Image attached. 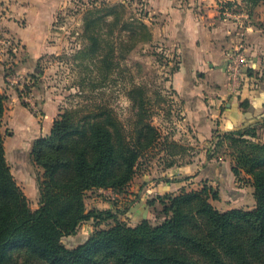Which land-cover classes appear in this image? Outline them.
Segmentation results:
<instances>
[{
  "label": "trees",
  "instance_id": "trees-1",
  "mask_svg": "<svg viewBox=\"0 0 264 264\" xmlns=\"http://www.w3.org/2000/svg\"><path fill=\"white\" fill-rule=\"evenodd\" d=\"M263 3L220 0L219 10L251 13ZM111 7L117 18L116 6ZM106 13L87 17L86 30L98 20L108 22ZM132 18L124 28L135 34L145 30L150 40L147 24ZM92 38L97 43L98 37ZM19 64L5 67L6 76ZM31 75L32 85H24L28 91L38 73ZM129 96V117L109 102L79 103L59 113L51 132L34 141L32 156L43 171L39 206L33 209L6 156L2 121L8 96L0 91V264H264V138L253 128L215 131L208 147L213 155L229 145L234 173L249 175L254 186L253 208H218L212 202L218 192L205 183L149 199L150 205H161L155 222L144 217L131 224L124 218L133 201L130 183L149 153L179 149L153 122V98L146 87L135 85ZM101 189L113 190L115 199L102 198ZM89 190L110 205L88 208ZM86 221L93 225L86 239L67 246L63 238Z\"/></svg>",
  "mask_w": 264,
  "mask_h": 264
},
{
  "label": "crops",
  "instance_id": "crops-1",
  "mask_svg": "<svg viewBox=\"0 0 264 264\" xmlns=\"http://www.w3.org/2000/svg\"><path fill=\"white\" fill-rule=\"evenodd\" d=\"M71 1L0 0V29L19 39L27 54L18 74L27 77L37 73L41 55L57 50L52 41L54 23L59 11ZM219 1L137 0L144 11L141 18L151 32L150 44H161L169 54L179 57V66L167 82L179 103V121L163 132L179 149L151 151L134 176L129 186L133 201L128 218L124 217L134 224L144 217L156 221L149 199L165 192L200 188L205 183L218 192L217 199L225 197L227 206L220 209L256 205L249 175L239 177L233 171L229 145L225 143L211 155L208 144L219 130L253 128L264 136V3L251 13H221ZM239 44L246 48L250 80L242 93L235 95L229 89L226 51ZM0 91L8 96L2 121L3 131L10 128L5 134L6 156L18 179L16 169L23 164L24 151L29 146L33 149L36 139L51 132L60 106L43 96L38 100L43 114L37 116L8 84L1 61ZM93 199L92 207L110 205L97 196ZM88 227L89 233L93 225Z\"/></svg>",
  "mask_w": 264,
  "mask_h": 264
},
{
  "label": "rangeland",
  "instance_id": "rangeland-1",
  "mask_svg": "<svg viewBox=\"0 0 264 264\" xmlns=\"http://www.w3.org/2000/svg\"><path fill=\"white\" fill-rule=\"evenodd\" d=\"M103 1L108 4L104 5ZM113 5L116 6L117 18L111 7ZM99 8V12H107L105 17L108 22L98 20L89 27L90 30H86V18L97 16ZM143 12L142 5L137 0H72L59 11L54 23L52 41L57 45V50L39 58L38 77L30 91L33 92L32 100L37 105V110L33 109L31 101L23 99L21 93L28 92L24 85L20 87L9 81L8 84L39 117L43 114V109L38 100L43 96L58 103L60 113L77 107L79 103L109 102L118 113L129 117L133 112L129 92L135 85H141L146 87L147 94L153 98V106L149 111L153 122L162 132L170 131L172 125H177L179 121V103L167 82L173 72L172 65L175 62L179 64L180 61L176 54H169L161 48V44H150L151 39H148L145 30L135 34L131 32L132 28H124L129 21L132 22V16L141 18ZM1 15L0 13V17ZM91 34L98 37L97 43H94ZM2 35L10 37L19 45L17 53L10 52L7 56L8 47L0 44V61L4 63V67H12L24 60L27 54L23 53L25 51L19 39L0 29V37ZM16 73L17 71L10 75ZM31 76L27 78H33ZM9 130L10 128H4L5 134L8 135ZM209 142L208 147L213 144V138ZM30 151L32 147L29 146L23 153V164L18 166L16 172L18 183L29 198L31 207L36 209L39 204L38 177L43 169L29 155ZM111 191L100 195L102 198L115 199ZM98 195L99 193L90 190L87 192V207H92L93 197H100ZM212 202L220 208L227 206L225 197L212 199ZM157 207L161 205H155L151 213L156 221L159 217ZM129 221L131 224L135 223L134 220ZM90 225L91 222L86 225L83 222L78 232L65 236L63 242L71 247L83 242L88 236Z\"/></svg>",
  "mask_w": 264,
  "mask_h": 264
},
{
  "label": "built area",
  "instance_id": "built-area-1",
  "mask_svg": "<svg viewBox=\"0 0 264 264\" xmlns=\"http://www.w3.org/2000/svg\"><path fill=\"white\" fill-rule=\"evenodd\" d=\"M0 44L8 47L7 54H6L7 56L9 55L10 52H13V53L18 52L17 51L19 49L18 43L13 42L12 39L8 36L2 35V37H0ZM226 59H227V72H228V76L230 80L229 89L232 92V94H235V95L240 94L242 93L245 85L250 80V76L247 72V67L249 65V59L246 53V48L243 46V44H239L236 47L228 49L226 51ZM7 77L10 83L12 84L17 83L18 86L20 87H23V85H25L26 83L32 84L33 82L30 78L23 77L22 75L18 73L9 75ZM30 91L25 92V93L23 91L21 95L23 99L27 101H31L32 102L31 105L33 109L37 110L38 107L32 100L33 92H30ZM112 194L115 196V193L112 192Z\"/></svg>",
  "mask_w": 264,
  "mask_h": 264
}]
</instances>
